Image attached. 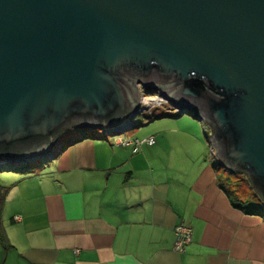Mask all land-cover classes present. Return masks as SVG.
<instances>
[{
  "label": "water",
  "instance_id": "obj_1",
  "mask_svg": "<svg viewBox=\"0 0 264 264\" xmlns=\"http://www.w3.org/2000/svg\"><path fill=\"white\" fill-rule=\"evenodd\" d=\"M137 83L207 123L264 209V0H0V164L128 130Z\"/></svg>",
  "mask_w": 264,
  "mask_h": 264
},
{
  "label": "crops",
  "instance_id": "obj_2",
  "mask_svg": "<svg viewBox=\"0 0 264 264\" xmlns=\"http://www.w3.org/2000/svg\"><path fill=\"white\" fill-rule=\"evenodd\" d=\"M163 117L174 124L130 135L152 145L76 138L12 178L0 264H264V216L231 204L194 121ZM182 222L192 240L178 252Z\"/></svg>",
  "mask_w": 264,
  "mask_h": 264
},
{
  "label": "rangeland",
  "instance_id": "obj_3",
  "mask_svg": "<svg viewBox=\"0 0 264 264\" xmlns=\"http://www.w3.org/2000/svg\"><path fill=\"white\" fill-rule=\"evenodd\" d=\"M136 86L139 91V98H138L139 106L138 107L134 106L132 110L147 109V110H150L151 112L157 113L156 116L155 115L151 116L148 113H145L146 115H138L136 118L138 119L136 125L128 128V130H125L121 133H115V134H107V132H104L103 130H100L97 128L96 129H93V128H80V129L72 128L70 129L69 128V129H66V131H64L58 137V140H56L55 144L50 149L52 150L55 146L58 147L60 144L65 145V143L70 139H74V138L81 139L83 138L82 135L84 134H85L84 137H89L91 135L92 136H104L105 138L107 137V138H110V140L116 141L118 138H130V135L137 131H140V133L142 134L144 131H147L149 128H152L151 126H153L154 124H158V126H165V127L166 126L170 127L171 125H173L175 122L174 121L175 118L163 117L164 115L170 116L168 114L169 112L174 113V107L173 106L172 108L169 107L168 102H166L167 99L164 98L163 96L157 95L154 92L145 90L140 83H137ZM162 112H166L167 114H159ZM178 115H181V117L184 119L194 121V123L197 124V127L200 129V132H201L202 140L205 143V150L207 154H209V157H211L212 161L216 163L217 160L212 158V154L210 150L211 149V146L209 143V139L211 136L210 126H208L207 123H205L204 129H203V123L188 113H183V114L179 113ZM154 117L156 118L163 117V118L154 120ZM180 124L183 125L185 123L182 122ZM66 147H68V145L64 146L61 149V151L55 153V155L50 157L48 161H52L53 159H55L64 149H66ZM34 158L35 157H33L32 159ZM45 164L46 163H44V160H40L38 163L29 164L26 167L28 168L30 167L32 169L34 168L38 170L39 168H41V166ZM1 165H6V163H3V164L1 163ZM216 167L218 168L221 174V183L227 189L231 190L233 194L235 195V197H237L242 202L243 201L248 202L249 200H252L255 202H259L261 204L258 192L251 186L245 174L237 173V172L230 173L227 170H225L223 167H220L218 164ZM20 168H23V167H20ZM15 169L16 168L14 166L9 169L7 168L4 170H0V184L6 187L5 199H4V203H3L1 214H0V224H1L2 230L3 228H5L4 225L6 226L9 224V188L12 187L10 186L11 179L14 178L16 175L23 174L22 172L16 171Z\"/></svg>",
  "mask_w": 264,
  "mask_h": 264
},
{
  "label": "trees",
  "instance_id": "obj_4",
  "mask_svg": "<svg viewBox=\"0 0 264 264\" xmlns=\"http://www.w3.org/2000/svg\"><path fill=\"white\" fill-rule=\"evenodd\" d=\"M159 114H167V113L166 112H162V113H159ZM168 114L170 116H176L179 113H176V112H174V113L172 112L171 113V112H169ZM144 115H146V114H144ZM150 115L151 116H154V115L156 116L157 113L152 112ZM166 116H168V115H166ZM72 128H74V127H71L70 129H72ZM84 136H85V134L82 135V137H84ZM75 140H76V138L70 139V140H68L65 143V145L60 144L58 147L55 146L52 150L50 149L48 152H45L42 155H39L38 157H35L34 159H32L33 157H29L27 159H24L23 156H20V155L16 154L14 156V159L19 160V161L21 160L22 162H20V164L19 163L6 164V165H1L0 164V170H4V169H7V168L9 169V168L15 166V168H16L15 170L16 171H20L23 174L32 173V172H34L35 169L34 168L32 169L30 167L28 168V167H26L27 165L38 163L40 160H44V163L48 162L50 156L55 155V153L61 151V149L64 146L71 144V142L75 141ZM214 166L216 167L217 164L215 163ZM20 167H23V168H20ZM234 172L244 174L243 172H240V171H234ZM234 172H232V173H234ZM14 184H15V182H12L10 184V186H13ZM221 187L225 190L227 196L229 197V200H230L231 204L234 207H237V208H239V209H241L243 211H246L247 213L261 214V215L264 216V209H263L262 203L260 204L259 202H255V201H252V200H249L248 202L247 201L246 202H244V201L242 202L237 197H235L233 192L231 190L227 189L222 183H221ZM5 194H6V187L0 184V214H1V209H2L3 203H4ZM0 240H1V242L3 244L7 243V239H6V236H5L4 228L2 230L1 224H0Z\"/></svg>",
  "mask_w": 264,
  "mask_h": 264
},
{
  "label": "built area",
  "instance_id": "obj_5",
  "mask_svg": "<svg viewBox=\"0 0 264 264\" xmlns=\"http://www.w3.org/2000/svg\"><path fill=\"white\" fill-rule=\"evenodd\" d=\"M166 102H168L166 100ZM169 104V102H168ZM139 106V102L136 105V107ZM169 107L172 108V106L169 104ZM144 110V109H143ZM143 110H133V113L135 114V117L131 120L128 121V123L125 125L126 127L128 126L133 127L134 125L137 124V116L138 115H144L145 113L151 114L152 112L150 110L145 109ZM176 113H187L186 110H176L174 108V112ZM193 113V112H192ZM192 116V115H191ZM117 130H108L107 134H115ZM156 141L155 136L150 135L144 138H118L116 141H114L115 144L121 145V146H132L133 150H137L142 144L146 143L149 145L154 144ZM211 150V149H210ZM212 154V152H211ZM14 220L18 221L20 220V217L15 215L13 217ZM174 235H175V240L173 244L174 250L178 252H182L186 249L187 245L191 242L192 240V228L188 224L185 223H178L174 226ZM77 251V250H76Z\"/></svg>",
  "mask_w": 264,
  "mask_h": 264
}]
</instances>
